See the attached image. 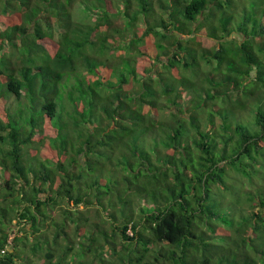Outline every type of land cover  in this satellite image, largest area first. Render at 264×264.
Masks as SVG:
<instances>
[{
  "label": "trees",
  "instance_id": "1",
  "mask_svg": "<svg viewBox=\"0 0 264 264\" xmlns=\"http://www.w3.org/2000/svg\"><path fill=\"white\" fill-rule=\"evenodd\" d=\"M235 2L0 0V264H264V9Z\"/></svg>",
  "mask_w": 264,
  "mask_h": 264
},
{
  "label": "rangeland",
  "instance_id": "2",
  "mask_svg": "<svg viewBox=\"0 0 264 264\" xmlns=\"http://www.w3.org/2000/svg\"><path fill=\"white\" fill-rule=\"evenodd\" d=\"M237 2V3H240V1L241 0H234V2ZM249 1H250V3H251V5H254V6H257V8L259 9V11H261L262 9H264V7H263V5H261V3L260 2H258V1H256V0H248V4H249ZM235 2V3H236ZM118 4H120V2L118 3ZM242 3H240V5H241ZM80 6H81V4H80V2H77V1H75L74 2V4H73V7H72V13H73V16H75V17H78V18H83V17H87V18H85V20H88V21H91V19H93L91 16H89L88 14H86L84 11H82L81 10V8H80ZM238 9H240V8H238ZM238 15H239V12L237 13ZM119 22H121L122 21V17H120V19L118 20ZM0 26H3L2 24H0ZM204 33H205V35H206V37H207V32H206V28L204 29ZM205 36H203L202 38H203V40H205V38H206ZM211 64L207 61V62H204V64H203V66H206V67H209ZM188 96V95H187ZM186 96V97H187ZM243 96V95H242ZM242 96H241V98L240 99H238V100H236L235 101V109L237 110V114H238V116H239V118L242 120V121H245V122H247L248 123V125H254V118H253V115H252V113L249 111L250 110V105H251V103L253 102H251V103H247V105L246 104H244L243 103V98H242ZM186 97L184 98V99H186ZM250 97H254V95H250ZM249 100H252V98H249ZM7 206L8 205H5V204H1L0 203V221H1V223L3 224V226H5V227H12L13 226V224L11 223V221H10V216H9V214L7 213L6 214V212L4 211V209L3 208H7ZM8 211V210H7ZM59 212V211H58ZM6 228V229H7ZM14 229H15V227H13ZM68 231H72V228L71 227H68V229H67ZM14 231H10L9 232V236H8V241H10L11 240V238H12V236L14 235ZM28 234V236H25L23 239L25 240V242H27V243H31V241H32V235H31V233L29 232V233H27ZM73 234V233H72ZM51 234H49V236H50ZM58 239L59 240H61V237L59 236L58 237ZM76 239H78V236L76 237ZM75 245V247L77 246L76 244H74ZM76 249V248H75ZM75 249H72L71 250V252H73V251H76ZM108 257H113V256H108ZM110 258V259H111Z\"/></svg>",
  "mask_w": 264,
  "mask_h": 264
}]
</instances>
